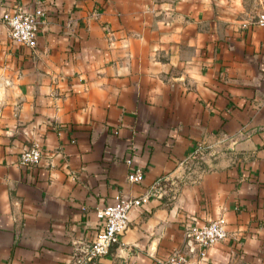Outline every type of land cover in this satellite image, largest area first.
<instances>
[{"label":"crops","instance_id":"crops-1","mask_svg":"<svg viewBox=\"0 0 264 264\" xmlns=\"http://www.w3.org/2000/svg\"><path fill=\"white\" fill-rule=\"evenodd\" d=\"M35 11L34 49L0 23V264H74L114 196L149 193L84 264H264V0H0ZM217 219L200 258L188 228Z\"/></svg>","mask_w":264,"mask_h":264},{"label":"built area","instance_id":"built-area-1","mask_svg":"<svg viewBox=\"0 0 264 264\" xmlns=\"http://www.w3.org/2000/svg\"><path fill=\"white\" fill-rule=\"evenodd\" d=\"M44 16L43 11L34 13L17 12L4 14L0 23L7 29L8 38L21 46L34 49L36 46V35L39 29V19ZM256 25L264 27V14L256 17ZM42 153L37 145L23 150L18 157V163L23 166L39 165ZM128 164V161L126 162ZM141 180V171L134 169L126 176L129 184H137ZM149 193V192H148ZM149 194L139 198L124 199L120 196L113 197V204L104 207L100 212V228L94 235L92 241L84 246L73 248L74 264H84L96 260L107 254L109 248L117 242L118 236L123 232L127 223L128 212L147 201ZM227 236L222 219L205 223L200 227L191 225L186 237L197 249L200 258L212 245L221 242ZM183 254L173 253L167 259V264H184Z\"/></svg>","mask_w":264,"mask_h":264}]
</instances>
